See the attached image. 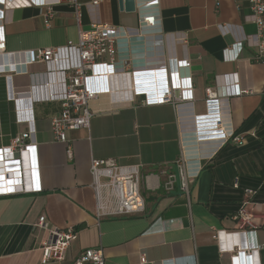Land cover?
<instances>
[{"label": "crops", "instance_id": "obj_1", "mask_svg": "<svg viewBox=\"0 0 264 264\" xmlns=\"http://www.w3.org/2000/svg\"><path fill=\"white\" fill-rule=\"evenodd\" d=\"M81 1V25L90 29L97 13L90 0ZM150 1L139 0L134 12L121 10L118 0L102 1L104 21L129 34L120 39L118 66H158L167 55L188 58L194 99L142 105L141 95L135 103H120L116 100L125 97L130 77L111 76L109 86L116 92L92 103L105 112L95 115L89 128L67 132L72 158L67 143L55 141L51 129V118L62 103L33 102L42 190L0 195V264H74L81 251L93 247L103 249L106 264H234L233 252L221 251L228 238L216 235L241 229L253 230L247 240L259 245L247 262L264 264V62L255 61L256 49L249 43L237 59L225 54L239 36L256 32L248 20L249 0H159L147 5ZM53 11L49 25L37 6H16L8 12L7 52L17 54L23 72L0 71V168L9 159L6 147L11 140L32 125L17 121V104L7 97L10 86L18 96H26L45 70L42 62L22 64L25 51L78 38L73 7L60 2ZM148 13L156 14L159 23L140 30V20ZM226 24L233 30L223 34L219 25ZM10 60L0 55V63ZM226 73H238L241 86L251 92L209 103L206 88L214 85L215 76ZM231 132L242 141L225 139ZM183 155L193 174L188 195L179 181L172 190L165 186L164 171L176 173ZM92 157L143 165L148 176L143 213L97 219ZM243 206L252 225L235 218ZM43 215L49 227L77 230L62 261L42 263L41 242L48 229L35 224Z\"/></svg>", "mask_w": 264, "mask_h": 264}, {"label": "built area", "instance_id": "obj_2", "mask_svg": "<svg viewBox=\"0 0 264 264\" xmlns=\"http://www.w3.org/2000/svg\"><path fill=\"white\" fill-rule=\"evenodd\" d=\"M102 1L90 0L97 15L93 16L91 28L84 29L81 25V0H0V55L4 59H11L9 63H0V71L9 69L23 72V68L18 66L20 61L17 54L7 52L5 23L8 12L16 6H37L41 8L45 23L49 25L54 16V4L67 2L75 11L78 23L77 40H68L64 45L25 51L26 58L22 64L42 62L45 70L39 74V81L29 87L26 96H18L11 86L7 95L17 104V121L29 125L34 122L33 102L62 103V110L51 118V129L55 141L67 143L66 153L69 158L73 157V147L67 132L89 128L91 119L105 112L103 109L93 108L92 103L102 95L116 92L109 86L111 76L122 73L130 77V84L123 90L125 97L116 100L120 103H135L136 97L141 95H144L139 102L142 105H178L194 99L191 61L188 58L167 55L158 66L119 68L117 55L120 39L128 37L129 34L124 27L104 21L101 13ZM156 2L159 0L150 1L147 5ZM249 4L251 13L248 20L256 25V32L253 36H239L231 47L225 49V54L229 59H237L244 44L249 43L256 49L255 61L264 62V0H249ZM158 23L156 14L148 13L141 18L139 29L154 28ZM219 28L223 34L233 30V26L227 24L219 25ZM8 79L11 80V77L8 76ZM205 92L207 101L214 103L223 98L249 93L251 90L241 86L238 73H226L215 76L214 85L207 87ZM225 139H232L237 143L242 141L241 136H235L232 132ZM6 152L9 159L0 168V181L3 182L0 195L40 192L42 186L33 124L27 131L19 133L11 140ZM142 166L123 165L115 159L91 158L90 172L93 177L98 220L103 217H130L145 211L143 182L148 176L144 175ZM176 166V173L164 171L167 174L166 189H174L179 181L181 190L188 195L193 174L187 169V158L183 155ZM146 186L150 187L148 181ZM235 218L245 225H252L251 214L245 206ZM35 227L48 229L47 239L41 242L42 263L64 260L71 242L77 238V230L71 226L49 227L44 215L39 218ZM253 232L251 229L219 231L216 237L223 234L228 238L229 243L221 246V251L233 252L234 264H254L247 262L251 259L250 251L259 250L257 243L247 240L248 235ZM261 248H264V244ZM141 262L146 263V257L142 256ZM74 264H106L104 251L101 247L87 248L79 253Z\"/></svg>", "mask_w": 264, "mask_h": 264}, {"label": "water", "instance_id": "obj_3", "mask_svg": "<svg viewBox=\"0 0 264 264\" xmlns=\"http://www.w3.org/2000/svg\"><path fill=\"white\" fill-rule=\"evenodd\" d=\"M121 10L134 12L138 7L139 0H118Z\"/></svg>", "mask_w": 264, "mask_h": 264}]
</instances>
